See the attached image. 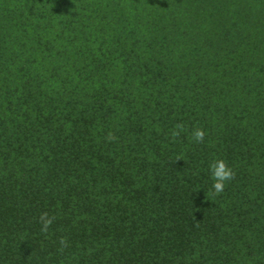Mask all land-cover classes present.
Masks as SVG:
<instances>
[{
    "label": "trees",
    "instance_id": "obj_1",
    "mask_svg": "<svg viewBox=\"0 0 264 264\" xmlns=\"http://www.w3.org/2000/svg\"><path fill=\"white\" fill-rule=\"evenodd\" d=\"M0 264H264V0H0Z\"/></svg>",
    "mask_w": 264,
    "mask_h": 264
},
{
    "label": "clouds",
    "instance_id": "obj_2",
    "mask_svg": "<svg viewBox=\"0 0 264 264\" xmlns=\"http://www.w3.org/2000/svg\"><path fill=\"white\" fill-rule=\"evenodd\" d=\"M180 126L178 125L177 128ZM176 133H173L175 135ZM204 131L196 128L192 132V138L196 142H200L204 138ZM209 172L212 180L211 189L213 194H218L223 191L225 183L231 180L233 176V171L231 168L227 167L223 160H215L209 164ZM40 219L43 221V228L46 229L50 220L45 219L44 215H41ZM43 230V229H42Z\"/></svg>",
    "mask_w": 264,
    "mask_h": 264
}]
</instances>
